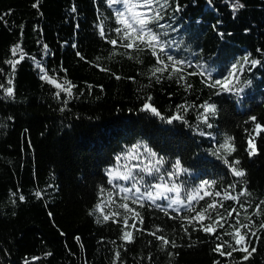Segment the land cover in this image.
Returning <instances> with one entry per match:
<instances>
[{
	"label": "trees",
	"instance_id": "1",
	"mask_svg": "<svg viewBox=\"0 0 264 264\" xmlns=\"http://www.w3.org/2000/svg\"><path fill=\"white\" fill-rule=\"evenodd\" d=\"M234 2L169 0L160 21L166 27L150 25L170 45L161 58L172 55L186 62L181 73L184 79L178 83L176 76L169 79L171 68L158 73L159 81L151 76L158 65L149 49L122 46L115 31L121 27L116 14L124 10L122 4L0 0V85L14 89L8 96L0 88V264H264V229L259 227L264 222V205L260 216L251 215L264 200V132L253 141L255 155L249 156L247 142L255 127L249 117L255 116L264 125V0H239L244 7L233 14ZM110 40H117V45ZM17 44L25 59L13 70L7 61L19 59L11 51ZM248 53L261 63L251 71L246 65L240 73L235 86L242 92L209 86L228 76L231 65ZM45 72L58 83L70 81L75 86L71 97L63 91L57 97L59 89L41 79ZM205 101L216 105L207 123L201 118ZM145 102L160 115L143 110ZM176 115L182 119L168 123ZM225 135L234 137L236 151L227 158L240 161L238 167L246 173L242 178L235 177L218 158L224 154L217 149ZM134 144L140 146L141 154L147 147L163 156L167 163L162 172L170 171L171 164L180 159L188 169L177 180L185 203L168 208L164 198L155 204L145 200L142 205L129 200L143 223L125 229L122 217L127 213L117 207L124 202V193L116 185L130 187L131 182L114 179L109 184L107 171L117 167L123 171L125 160L122 156L117 164L116 157ZM145 181L160 182L149 176ZM203 181L216 182L206 187L212 193L237 195L246 187L251 194L239 201L251 204L247 212L256 232L250 237L249 251L256 250L248 260L242 259L245 253L241 251L231 256L213 251L224 240L235 246L225 235L235 223V212L218 229L221 240L194 230L199 224L189 225L184 219L194 215L188 210L186 195ZM37 191L42 193L39 198ZM21 194L24 201L19 200ZM213 199L219 203L221 198L206 196L192 201L191 207L199 211ZM98 203L103 214L119 211L120 222L103 221L96 210ZM239 203L224 200V207L217 211L226 216L236 207L241 222L247 223ZM128 215L131 226L133 217ZM124 230L132 231V242L121 240ZM152 232L175 241L176 247L162 248ZM229 250L225 245L224 251Z\"/></svg>",
	"mask_w": 264,
	"mask_h": 264
},
{
	"label": "snow or ice",
	"instance_id": "2",
	"mask_svg": "<svg viewBox=\"0 0 264 264\" xmlns=\"http://www.w3.org/2000/svg\"><path fill=\"white\" fill-rule=\"evenodd\" d=\"M211 3V0H209ZM109 6L114 4H122L124 7L123 11H117V22L121 25L115 29L117 36L119 37V41L121 42L122 46L126 50H142L143 48H147L151 51L152 55L156 57V64L158 66L154 67L151 70V76L154 77L157 81L160 80V76L158 73H164L171 68L169 71V79L173 76L177 77V82L179 83L181 80L184 79V76L181 75L183 72V65H185L184 60H176L172 55H167L166 59L161 58L160 53H164L166 47H170L166 41L161 39V33L153 31V28L150 25H155L157 28L163 30L166 25L160 23L161 20L164 19V16L161 14L162 11L169 7V0H108ZM35 6V5H34ZM233 8V14L240 8H243L244 5L239 3V0H235V2L231 5ZM138 9H143V11H139ZM75 9H73L74 11ZM176 11L180 10L179 4L176 5ZM2 19V17H0ZM219 23V21H218ZM100 35L104 37V30L100 28ZM166 35V33H164ZM110 44L117 45V40H110ZM12 56L16 57L19 54V59L9 60L7 63L12 65L13 70L15 69L16 65L23 59H25V54L23 53L22 48L19 44L15 45L12 48ZM258 52L262 50L257 49ZM129 57L131 58V51L127 52ZM79 55V53H78ZM251 53L246 54L240 60H237L236 63H233L230 67L228 76L224 77L223 80H215L209 86L216 87L221 86V91L224 92H235L239 94L243 91L242 88H237L235 85L239 82V75L243 71H245V66L250 65L247 70L251 71V68L256 67L261 63L258 59H250ZM43 71V69H41ZM105 70L106 69H101ZM193 73H189L191 75ZM200 75H204V72L199 73ZM119 78V77H117ZM210 78V77H209ZM41 79L45 80L49 83L54 84V86L59 89L56 92V96H60V92H66L69 97L72 95V88L75 86L70 81H64L63 84L58 83L55 79L48 76L45 72L41 75ZM11 84V80L8 81ZM246 83L250 84L251 81H247ZM187 87H191L188 85ZM0 88H4L6 95L12 96L14 94V89L12 87H4V85H0ZM219 94V93H218ZM151 99L150 97L148 98ZM182 107V106H181ZM203 112L201 113L202 120L207 123L209 116L214 115L216 112V105L209 103L207 101L201 105ZM143 110L150 111L151 113L159 116L160 113L156 107H154L151 103L145 102L143 104ZM182 119L180 115L173 116L168 119V123H172L173 120ZM249 120L255 124L254 129L252 130L253 134L249 136L248 139V154L249 156L255 155L257 152L256 146L254 144V139L256 136H259L261 132H264V125L257 122V118L255 116H250ZM208 127H212L211 124H208ZM247 131V130H246ZM139 145L134 144L132 148L129 149L126 153H122L116 157L117 164H119L121 157L123 156L125 163L123 165V171L120 170L119 167L109 169L107 171L108 176V183L112 184L114 179L130 181V187H123L120 185H116V187L120 188V191L124 193L122 196L123 203L117 205L119 209H123L126 215L122 217V222L125 229L131 227L132 229L137 228V222L142 224L143 218L139 216V213L136 212L133 208L129 207L127 203L129 200L132 201L133 204H140L142 205L145 200L150 201L152 204H155L158 199L164 198L169 201L167 207L172 208L174 205H182L185 203V199H181V183H177L179 177L188 172V169H185L181 164L180 159H177L174 163L171 164V170H165L162 172V168L164 164L167 163L163 156H158L157 153L151 151L147 147H145L144 154L139 152ZM223 150L222 155L218 158L222 159L225 165H228L230 171L235 177L242 178L246 175L245 170L239 168L240 161L238 159L229 161L228 156H230L233 152L236 151V146L234 143V137L225 135L224 142L219 145L217 152ZM216 155L217 153H213ZM136 160L137 163H131V161ZM134 169L137 170L134 172ZM145 176L149 177H156L160 182L149 184L145 181ZM167 177V180L165 179ZM170 182V183H169ZM215 181H203L200 185L196 188L189 191L186 195V200L188 202V210L194 212V215L190 217H184L188 221V224L191 225L195 221L199 224V229L194 230H201L209 235H214L217 240H221L222 236L217 235L218 229H223L225 227V223L227 219L232 217L233 212L236 213L235 223L230 224V231H227L225 235L231 237V240L234 242L229 243V241L224 240L223 243H218L216 247L213 249L214 252H219L220 255H227L231 256L233 252L241 251L244 252L245 255L242 257L243 260H248V258L255 252V248L252 247L251 251H249V245L251 243V236H255L256 232L252 231V220L251 215L260 216L261 212V205H264V200L260 201V203L255 205V211L250 215L247 212V208L251 207L249 203L247 206L244 203H239L240 197L249 196L251 195L247 188H241L240 192L237 195H232L230 192L225 191L223 195L221 192L217 191L215 193L209 192L206 190V187L214 185ZM142 187L144 191H142ZM230 189H235L236 185H229ZM203 191V195L201 192ZM131 193V196L128 194ZM168 193H175L174 197H169ZM13 196L16 193L12 194ZM36 197H41L42 193L37 191L35 193ZM111 193H109V198L111 199ZM206 196L212 197H220L219 203L216 199H213L211 203H208L206 207L196 211L194 208L191 207L192 201H199L203 200ZM19 200L24 201V195H19ZM224 200H232L239 203V209L244 210V220L247 221L241 222L240 220V211L236 207H232L231 210L227 211L226 216L222 215L217 211V207L223 208V201ZM15 202V201H13ZM103 203V202H101ZM160 207V205H156ZM96 210L101 212L103 216V221H109L110 219L113 222L119 223L120 220L117 219L121 216L119 211L117 212H110L108 214H103V208L101 204L96 205ZM215 212L216 215L213 217L212 213ZM133 217V223L129 226V215ZM208 220L209 223L206 225L203 221ZM259 227L264 229V222H262ZM156 231H160L157 228ZM184 232L187 234L188 229L187 227L184 228ZM153 235L157 240L160 241L161 247H166L171 245L172 247H176L175 241H170L167 237L160 235L157 236L156 232H152ZM77 239H79L77 237ZM121 240L124 242H132L133 240V233L129 230L122 231ZM230 249L229 251H224V247ZM116 257H119V252L115 253ZM171 256L172 253H169ZM33 259H38L34 257ZM25 264H28L26 261Z\"/></svg>",
	"mask_w": 264,
	"mask_h": 264
},
{
	"label": "rangeland",
	"instance_id": "3",
	"mask_svg": "<svg viewBox=\"0 0 264 264\" xmlns=\"http://www.w3.org/2000/svg\"><path fill=\"white\" fill-rule=\"evenodd\" d=\"M139 11H140V10H139ZM135 162H138V161L135 160ZM135 162H134V163H135ZM175 195H176V194L174 193L173 195H171V197H174Z\"/></svg>",
	"mask_w": 264,
	"mask_h": 264
}]
</instances>
